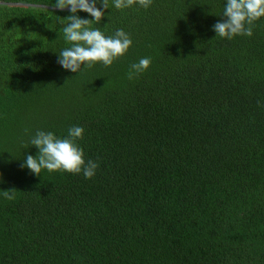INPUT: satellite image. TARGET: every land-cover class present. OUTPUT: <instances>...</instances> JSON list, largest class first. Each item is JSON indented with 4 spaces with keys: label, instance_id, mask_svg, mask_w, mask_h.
I'll list each match as a JSON object with an SVG mask.
<instances>
[{
    "label": "trees",
    "instance_id": "1",
    "mask_svg": "<svg viewBox=\"0 0 264 264\" xmlns=\"http://www.w3.org/2000/svg\"><path fill=\"white\" fill-rule=\"evenodd\" d=\"M0 2V264H264V17L228 39L226 0H108L91 27L132 46L74 73L69 10ZM72 126L94 177L21 167L37 130Z\"/></svg>",
    "mask_w": 264,
    "mask_h": 264
},
{
    "label": "clouds",
    "instance_id": "2",
    "mask_svg": "<svg viewBox=\"0 0 264 264\" xmlns=\"http://www.w3.org/2000/svg\"><path fill=\"white\" fill-rule=\"evenodd\" d=\"M98 2L101 7H97ZM113 2L116 9L128 8L136 3L147 9L152 4V0ZM54 7L60 11L68 9L71 13L66 18L67 25L62 29L64 38L71 47L60 51L57 60L66 70L77 73L82 66L91 68L95 62H102L105 67H109L132 46L130 35L123 29H117L113 35L106 36L100 29L91 27L93 21L99 22L103 18L104 10L108 9V0H56ZM80 11L88 13L93 19L81 18L77 15ZM222 16L224 19L213 25L216 36L228 39L237 35L251 37L254 22L264 17V0H226ZM150 64V57L141 58L137 63L131 64L128 79L131 80L146 71ZM83 133L81 126L70 127L67 137L64 138L57 137L51 131L37 130L30 143L39 152L35 157L27 155L21 167L29 169L37 176L46 169L49 172L62 170L73 174L83 172L86 179H91L99 163L90 159L85 161L84 150L76 142L83 138ZM16 191L15 188L3 190V196L13 200Z\"/></svg>",
    "mask_w": 264,
    "mask_h": 264
},
{
    "label": "water",
    "instance_id": "3",
    "mask_svg": "<svg viewBox=\"0 0 264 264\" xmlns=\"http://www.w3.org/2000/svg\"><path fill=\"white\" fill-rule=\"evenodd\" d=\"M0 4H3V3H2V2H0ZM16 5H20V4H16ZM26 6L49 8V7H47V6H44V5H27V4H26ZM51 9H56V8H51ZM56 10H58V9H56ZM65 10H68V9H65Z\"/></svg>",
    "mask_w": 264,
    "mask_h": 264
}]
</instances>
